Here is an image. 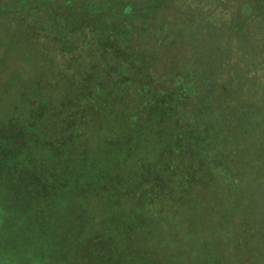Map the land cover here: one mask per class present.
Instances as JSON below:
<instances>
[{
	"label": "trees",
	"instance_id": "1",
	"mask_svg": "<svg viewBox=\"0 0 264 264\" xmlns=\"http://www.w3.org/2000/svg\"><path fill=\"white\" fill-rule=\"evenodd\" d=\"M166 2L0 0V17L47 8L54 27L63 21L53 38L70 40L74 63L89 59L60 89L0 87V201H12L11 211L0 206L5 241L20 229L17 209L21 222L37 217L25 225L32 248L0 246V258L14 256L3 264L170 263L148 244L170 247L173 264L193 246L187 264H226L225 228L264 230V216L254 221L264 184V0H213L230 8L226 77L202 71L211 58L195 51H183L176 70L174 46L185 36L177 17L155 22L158 32L129 28L157 20Z\"/></svg>",
	"mask_w": 264,
	"mask_h": 264
},
{
	"label": "rangeland",
	"instance_id": "2",
	"mask_svg": "<svg viewBox=\"0 0 264 264\" xmlns=\"http://www.w3.org/2000/svg\"><path fill=\"white\" fill-rule=\"evenodd\" d=\"M6 1L8 0H1V2ZM109 1L118 2L119 0ZM158 14L159 17L155 21H148L147 23H144L143 21H136L134 19L129 21L128 26L129 28L134 26L133 28H135V31H137L138 28L139 31L140 29L142 31H146L149 29V25L151 24L154 26L152 31L158 32V29L160 30L161 26L156 25L155 22L166 21L170 18L177 17L184 29L180 32L181 34L184 32L185 36L178 40L180 43H178L177 46H174L175 52L177 53L175 58L177 59L173 61L174 63H177H175L177 68L180 67V69L176 70L182 71L181 61L178 59L180 58L182 52L187 50L189 56H192V58L195 56L194 53L197 52L199 56L202 57L209 55L205 57L206 59L211 58L208 60L209 63L212 62V64H214V59L219 62L218 64H215L214 67L209 65V63L204 65L209 67L202 71H212L214 68L218 73H223V71H225V77L226 74L228 76V71L230 69L228 58L232 57V48L229 49V38L232 36V32L228 27H225L226 24L222 21H229L231 15L229 7L226 8L221 4H219L218 7H214L213 0H167ZM54 18L55 16L53 13L47 10V8H43V10L36 9V11H34L33 8L27 11L21 9L20 12H12L0 17V87L6 85L11 87L22 86V84L32 85L38 81L37 84L44 88L48 87L53 90L57 88L60 89L61 87H64V84L66 85L69 81L71 82L76 74L84 70V67L89 62V59H81V62L74 63L75 61L72 60V57L76 53L68 52V48L71 45V42H69L70 40L68 43H61L58 42L57 38H53V36L57 33V30L63 25L62 21L54 27ZM107 20H103V22ZM211 22L221 26L219 28H214L212 27L213 23ZM38 26L43 27L40 28L43 30L41 34L38 32V29H35ZM121 27L124 29L125 26L121 25ZM208 28L211 29L209 30ZM211 33L214 37L210 38ZM234 34L236 35L237 33L234 32ZM134 35H136V32ZM78 38L79 36H75L71 39ZM156 38L158 39V37ZM82 45L83 44H81V46ZM215 46L218 47L219 51L215 49ZM241 46L242 45H239V47ZM106 47L107 46L105 44L102 45V48ZM81 52L87 53L89 51L86 49ZM98 54L107 55V53L104 52H98ZM87 55L94 54L87 53ZM239 57L240 56H236V58ZM224 59L225 62H223ZM166 61L172 63L170 58H165L163 59L162 64H167L165 63ZM174 63L171 65H174ZM232 65H234L233 60ZM232 65L231 70L234 68ZM186 66L188 70H194L191 65ZM156 68V70H160L162 66H156ZM251 68L254 69L253 66ZM255 199H257L256 211L254 212L257 213L254 218V221L256 222L257 219L264 216V184H260L258 186ZM10 203H12L11 198H5L2 196L0 206L4 209L8 208V210L11 211ZM22 214L23 212L17 209V213L11 222H13L14 225L20 229L18 233L16 232V229L8 230L7 241H5V237L2 233V227L0 228V246H5L7 250L13 251L14 254L17 252L16 248L22 250L23 252H26L28 248H32L30 244L32 241H29L28 239L29 233L25 229V225L35 222L37 217L36 215H32L29 216L30 220L26 222L24 220L21 222L20 218ZM231 214L232 212H227L228 216ZM7 215L8 213H6L5 210L2 214H0V217L5 218ZM65 221L66 218L61 220L62 226H68ZM257 226L258 224L255 226L256 228H254L253 231L251 230L252 232L250 234L244 232V229L237 232L233 226L225 228V235H221L225 238V236H228V232L232 236L230 237L232 242L230 243L231 245L228 250L225 249V247L222 248V253L225 252L227 254V257L223 260L224 263L264 264V230L262 231V234L260 228ZM260 236H262L263 239ZM164 248L165 250L162 251V249H159L158 246L148 244L149 252L155 251L157 255L161 253V255L165 258V262L169 261V264H173V261L171 262L169 259H166L167 254L172 258L170 247ZM184 250L186 252L184 251V254L181 256L179 264H187L189 259L192 258L191 254L194 255V246ZM53 252L59 254L60 252H65V250H62L60 247H54V251H52V253ZM32 255L38 256L36 252ZM4 259H14V256H11L10 252H5V258H0V264H3L2 261ZM35 260H37L36 257H31L30 259L23 261L24 263L21 264H37L34 262ZM40 261L42 262V260ZM66 263H68V258L64 256L58 260L54 259V262L48 259V264ZM93 264H97V260H95Z\"/></svg>",
	"mask_w": 264,
	"mask_h": 264
}]
</instances>
